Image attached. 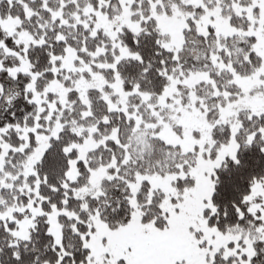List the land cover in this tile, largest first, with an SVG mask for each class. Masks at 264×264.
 <instances>
[{"label": "snow or ice", "instance_id": "6c2138e0", "mask_svg": "<svg viewBox=\"0 0 264 264\" xmlns=\"http://www.w3.org/2000/svg\"><path fill=\"white\" fill-rule=\"evenodd\" d=\"M0 264H264V0H0Z\"/></svg>", "mask_w": 264, "mask_h": 264}]
</instances>
